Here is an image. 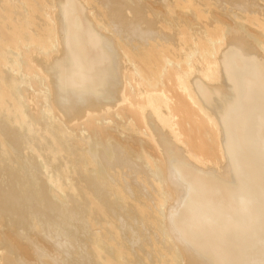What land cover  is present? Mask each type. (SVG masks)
<instances>
[{"label":"bare ground","instance_id":"1","mask_svg":"<svg viewBox=\"0 0 264 264\" xmlns=\"http://www.w3.org/2000/svg\"><path fill=\"white\" fill-rule=\"evenodd\" d=\"M0 264H264V0H0Z\"/></svg>","mask_w":264,"mask_h":264},{"label":"rangeland","instance_id":"2","mask_svg":"<svg viewBox=\"0 0 264 264\" xmlns=\"http://www.w3.org/2000/svg\"><path fill=\"white\" fill-rule=\"evenodd\" d=\"M50 246V249H52L53 248V246H51V245H49Z\"/></svg>","mask_w":264,"mask_h":264}]
</instances>
